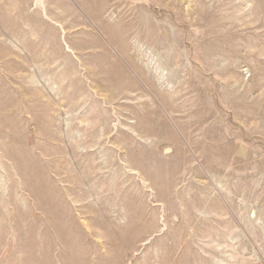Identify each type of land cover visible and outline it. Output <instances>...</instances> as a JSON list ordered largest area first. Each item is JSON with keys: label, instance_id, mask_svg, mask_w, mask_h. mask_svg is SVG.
I'll use <instances>...</instances> for the list:
<instances>
[{"label": "rangeland", "instance_id": "1", "mask_svg": "<svg viewBox=\"0 0 264 264\" xmlns=\"http://www.w3.org/2000/svg\"><path fill=\"white\" fill-rule=\"evenodd\" d=\"M0 264H264V0H0Z\"/></svg>", "mask_w": 264, "mask_h": 264}]
</instances>
